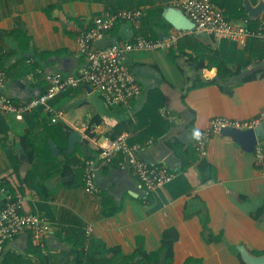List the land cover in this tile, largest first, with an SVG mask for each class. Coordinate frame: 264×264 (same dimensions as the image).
Listing matches in <instances>:
<instances>
[{"label":"crops","instance_id":"0c3cea01","mask_svg":"<svg viewBox=\"0 0 264 264\" xmlns=\"http://www.w3.org/2000/svg\"><path fill=\"white\" fill-rule=\"evenodd\" d=\"M179 1L0 0L5 93L26 99L43 93L55 73L79 75L88 65L79 37L107 11L138 7L144 16L140 29L130 21L114 25L96 42L98 48L137 35L159 38L177 31L164 14ZM249 41L197 30L188 31L175 47L130 53L128 63L142 86L130 106L110 105L90 86L73 85L49 100L50 109L0 110V210L5 193L12 191L24 198L27 211L43 215L52 226L39 240L22 232L7 242L6 250L33 264H74L78 252L85 254L83 264L89 258L110 264L105 261L110 248L120 249L113 256L118 260L140 244L147 252L156 251L167 238L173 242V264L190 258L197 260L192 264H244L239 245L264 254V162L255 149L245 150L221 132L209 137L206 155L197 149L198 132L217 115L256 120L264 127V77L243 80L264 71V39L255 44L252 56ZM190 55L203 58L206 67L198 70ZM217 61L232 71L243 66L240 74L221 83L224 89L206 82L216 78ZM248 61L249 67L242 65ZM196 82L203 84L194 86ZM152 88L163 91L165 102L151 115L170 124L160 137L142 135L148 118L138 117ZM94 118L100 122L93 123ZM72 131L82 138L70 152ZM122 133L129 144L139 146L140 158L177 170L147 200L131 166L122 165L121 153L99 168L97 191L85 190L86 161L100 152L105 138ZM50 141L60 149L57 154ZM259 146L264 154V140ZM164 257L152 264H163Z\"/></svg>","mask_w":264,"mask_h":264},{"label":"built area","instance_id":"2783aa9c","mask_svg":"<svg viewBox=\"0 0 264 264\" xmlns=\"http://www.w3.org/2000/svg\"><path fill=\"white\" fill-rule=\"evenodd\" d=\"M177 7L196 25V30L238 40L242 36L264 39V19L257 28H252L248 20L232 21L224 10L216 6L212 0H180ZM144 11L141 8L118 9L107 11L95 18L94 23L79 37L80 51L86 55L88 65L79 75H63L55 73L50 76L47 89L34 97L15 99L5 93L6 71L0 68V110L10 113H24L44 105L50 109L49 100L68 86L88 85L97 91L110 105L130 106L134 99L142 93V86L135 71L128 63V55L132 52L165 50L176 46L188 31L177 30L167 36L148 38L142 35L132 39L108 45L103 48L95 46L114 25L121 21H130L140 29ZM258 125L256 120L233 119L225 115L211 118L209 125L199 132L197 149L201 155L207 154L206 144L213 133H220L222 128L247 129ZM96 141H98L95 138ZM101 150L95 157L86 161L84 169L85 190L88 193L97 191L96 178L104 164H110L116 154L125 155V162L135 172L142 197L147 200L158 189L175 177L177 170L164 162H150L137 155L139 146L128 142L126 133L115 139L105 138L100 142ZM260 161L264 162V154L259 144L256 145ZM50 222L41 214L27 211L24 198L7 191L3 208L0 210V259L6 243L24 231H30L34 240L41 239L51 230Z\"/></svg>","mask_w":264,"mask_h":264},{"label":"trees","instance_id":"16d2710c","mask_svg":"<svg viewBox=\"0 0 264 264\" xmlns=\"http://www.w3.org/2000/svg\"><path fill=\"white\" fill-rule=\"evenodd\" d=\"M253 1L255 2L257 0H253ZM212 2L216 6H218L222 10H224V13L227 15V18L229 20H232V21L248 20L251 27H253V26L258 27L260 24L259 19H250L248 17L247 11L243 5V0H212ZM184 36H186V35H184ZM182 38H184V37H182ZM181 39H180V41H181ZM261 40L262 39L257 38V37H250V41L248 42V45H247V51L250 53L251 56L255 54V52L253 51V47L255 46V44H259L261 42ZM179 42H178V44H179ZM197 46L203 47V45L200 43H198ZM173 47H175V46H173ZM190 58L192 60L196 61V67L198 70H200V69L202 70L203 68L206 67V64H205V61L203 58L197 59V56L195 57L193 55H190ZM242 65L249 67L250 61L245 62ZM215 66L218 69L216 78L209 80V81H206V82L218 83L222 89H224V86L221 83L225 82L228 79V77L233 75V74H236V75L240 74L241 69L243 67V66L239 67L238 70L232 71L221 61H217ZM259 75H260V77H259ZM262 77H264V71L261 73L253 72V73L245 76L243 80L245 82H248V81H254V80H256L258 78H262ZM199 84H203V83L202 82H200V83L196 82L194 84V86H197ZM228 92L232 93L231 91H228ZM164 102H165V96H164L163 91L160 88H152L149 90L148 98L145 102V105L138 112V117L140 119L144 118L146 116L148 118L147 125L145 126V128H143L144 132L142 133V135L145 134V136H147V137H150L153 135L156 137H160L170 129V124L165 118L156 116V119H154L151 115V114H156L159 111V109L164 105ZM230 118H232V117H230ZM233 119H237V118H233ZM92 121H93V123L100 122V118H96V119L94 118ZM157 128H158V130L161 128L160 131H158V130L156 131ZM199 132L197 135V141L199 138ZM92 135L93 134H91V136ZM88 141H90V140H88ZM46 146L48 149L50 148V146L47 142H46ZM172 147L175 148L174 145H172ZM6 245H7V243H6ZM6 245H5L4 254H3L2 258L0 259V264H33L30 259L25 258L23 255L17 254V253L12 252V251H7ZM119 253H120V249L118 247L110 248L109 254H111V255H110V257L106 258L105 261L112 262L110 264H152V260L154 258H158V259L160 258L161 259L162 255L165 254L163 264H173V242L168 240L167 238H164L162 241L161 247L158 250L153 251V252H147L144 249L143 245L140 244L138 246V248L131 255L122 254V256H120V258L118 260H115L113 258V256H115ZM79 258H80V262H79ZM83 258H85V254H83V252H78L77 258H76V261L74 262V264H83ZM194 261H197V260L190 258L185 262V264H192ZM243 263L246 264L244 261H243ZM52 264H56V263H52ZM88 264H105V262L104 261H98L95 258H89Z\"/></svg>","mask_w":264,"mask_h":264},{"label":"water","instance_id":"95a60500","mask_svg":"<svg viewBox=\"0 0 264 264\" xmlns=\"http://www.w3.org/2000/svg\"><path fill=\"white\" fill-rule=\"evenodd\" d=\"M243 5L250 19H258L264 14V0H258L256 3L252 2V0H243ZM164 15L177 30L197 31L195 23L177 6L169 7ZM221 133L230 136L248 151H253L256 145L264 140V127L262 124L247 129L226 127L222 128ZM81 138L82 134L78 131H72L69 134L68 144L70 152L75 148L76 143L81 141ZM50 145L53 154H57L60 149L52 141H50ZM238 249L242 260L246 264H264V254H252L244 245H239Z\"/></svg>","mask_w":264,"mask_h":264},{"label":"clouds","instance_id":"9594fccd","mask_svg":"<svg viewBox=\"0 0 264 264\" xmlns=\"http://www.w3.org/2000/svg\"><path fill=\"white\" fill-rule=\"evenodd\" d=\"M198 135V134H197Z\"/></svg>","mask_w":264,"mask_h":264}]
</instances>
